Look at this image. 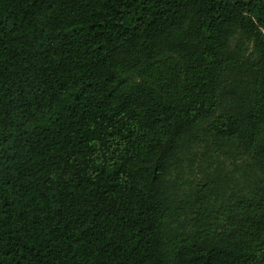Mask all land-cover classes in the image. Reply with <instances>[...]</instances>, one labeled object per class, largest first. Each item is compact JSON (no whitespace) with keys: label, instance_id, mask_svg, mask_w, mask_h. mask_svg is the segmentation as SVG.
<instances>
[{"label":"trees","instance_id":"16d2710c","mask_svg":"<svg viewBox=\"0 0 264 264\" xmlns=\"http://www.w3.org/2000/svg\"><path fill=\"white\" fill-rule=\"evenodd\" d=\"M198 127L254 181L168 192ZM0 264H264V0H0Z\"/></svg>","mask_w":264,"mask_h":264},{"label":"rangeland","instance_id":"374dc122","mask_svg":"<svg viewBox=\"0 0 264 264\" xmlns=\"http://www.w3.org/2000/svg\"><path fill=\"white\" fill-rule=\"evenodd\" d=\"M234 37L231 45L239 38ZM246 57H256L252 42H247ZM192 136H185L180 143L170 164L164 186L168 192L176 191L178 198H189L195 191L197 183L204 181L206 173L218 174L223 177L233 178L234 181L227 185V194L236 190V185H244L253 182L256 174L255 165L251 159L234 158V154L228 148L221 147L223 141H218L206 135L201 127L191 131ZM226 197L224 198V200ZM178 221L172 227L187 229V222L190 214L188 210L177 216Z\"/></svg>","mask_w":264,"mask_h":264}]
</instances>
